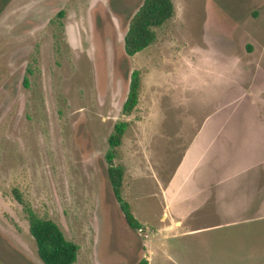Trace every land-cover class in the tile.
Segmentation results:
<instances>
[{"label": "rangeland", "instance_id": "1", "mask_svg": "<svg viewBox=\"0 0 264 264\" xmlns=\"http://www.w3.org/2000/svg\"><path fill=\"white\" fill-rule=\"evenodd\" d=\"M143 1L0 0V264H44L15 189L79 245L74 264H264L261 219L171 239L169 256L157 229L188 210L204 226L225 222L192 196L193 169L213 158L250 168L248 179L264 174V0H172L157 39L129 55L124 37ZM111 167L123 171L120 201ZM252 179L254 216L264 177Z\"/></svg>", "mask_w": 264, "mask_h": 264}, {"label": "trees", "instance_id": "2", "mask_svg": "<svg viewBox=\"0 0 264 264\" xmlns=\"http://www.w3.org/2000/svg\"><path fill=\"white\" fill-rule=\"evenodd\" d=\"M174 13L175 7L172 0H144L131 18L129 29L124 37L126 52L133 55L152 44L157 39L155 28L163 26L173 17ZM57 16L62 18L64 12L60 11ZM139 93L140 76L138 72H134L125 103L126 112H132L137 106ZM125 128L126 123L116 125L114 134L109 138L112 147L120 144ZM108 173L114 194L120 201L123 171L121 168L111 167ZM14 193L28 214L29 229L35 239L38 255L44 264H74L78 258L79 245L68 240L55 221L37 215L17 189L14 190ZM121 209L128 225L133 229H138L140 223L128 210V207L122 203ZM147 263V259L143 258L138 264Z\"/></svg>", "mask_w": 264, "mask_h": 264}, {"label": "crops", "instance_id": "3", "mask_svg": "<svg viewBox=\"0 0 264 264\" xmlns=\"http://www.w3.org/2000/svg\"><path fill=\"white\" fill-rule=\"evenodd\" d=\"M225 127L226 129L228 128L227 126ZM225 133H229V131H225L223 135L221 134L223 136L222 138L224 140L226 139L228 140L229 138L224 137ZM226 146L227 145L225 144V150H226ZM203 154L205 153L203 152ZM218 158L220 160L219 156L213 158V160L209 162V166L204 165L201 168H198V170H196V168L193 169L191 175V181L194 180V174H195V180H196L195 185L197 187L195 193L192 194V196L194 199L197 197L196 199L197 208H205L206 205L212 202L214 203L215 206L217 205L216 213L218 214L219 219H222L225 222L214 226L210 224L204 226L205 222L203 221V219H191V218L186 219L190 213V210H188L186 215L182 214L183 211H179L178 213L175 212V215L174 212H172V214H170L171 219H165V220L161 219L157 223L158 232H161L163 238L165 236V239H163L164 244L162 245V249L164 250L165 255L169 256L168 254H171L170 250L168 249V247L172 246V244L169 243L171 239H177L183 236H197L198 234L205 233L203 230L209 232L210 230H215L216 227H219L221 225L232 226V225H237L241 222L249 221L251 223V222H256L260 219L264 220V184H262L261 181H260V189H259L261 192V200L258 203V208H259V211L257 212L258 214H255L253 216L252 211H250L253 206L252 176H259V177L262 176L263 178L264 174L262 175L252 174L251 177L248 179L247 176L249 174L248 173L249 170L251 171L250 168L248 169L242 168L238 170L236 169L225 170L224 168H220L224 164L221 165V163L219 164L216 162ZM259 164L262 165V163ZM221 172L222 174H228V175L221 179L217 178L220 176ZM219 179L222 182L219 181ZM250 188H252V190H250ZM242 192H244V194L246 192H251L250 200H248L247 198L243 200L241 198ZM239 201H242V204ZM225 208H228L230 213L228 215L221 216L220 213L224 212ZM154 248H158V247L154 246ZM151 251H153L152 248Z\"/></svg>", "mask_w": 264, "mask_h": 264}]
</instances>
